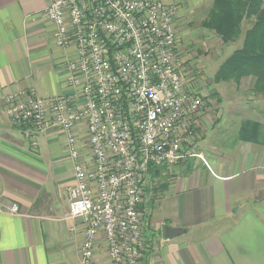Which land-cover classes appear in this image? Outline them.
I'll list each match as a JSON object with an SVG mask.
<instances>
[{
  "label": "crops",
  "instance_id": "0c3cea01",
  "mask_svg": "<svg viewBox=\"0 0 264 264\" xmlns=\"http://www.w3.org/2000/svg\"><path fill=\"white\" fill-rule=\"evenodd\" d=\"M47 5L0 0V264H83V225L68 215L75 177L65 133L49 128L33 149L25 127L3 111L8 94L78 92L63 67L72 51L55 45ZM239 83L244 90L249 83L250 93L240 90L237 109L229 103L228 112L223 106L214 116L206 107L202 135L184 146L206 163L182 157L170 167L149 168L143 264H264V93L252 92L250 78ZM84 130L83 122L76 126L78 134ZM242 130L250 136L242 137ZM165 226L183 232L167 239ZM88 264H110L101 233Z\"/></svg>",
  "mask_w": 264,
  "mask_h": 264
},
{
  "label": "built area",
  "instance_id": "2783aa9c",
  "mask_svg": "<svg viewBox=\"0 0 264 264\" xmlns=\"http://www.w3.org/2000/svg\"><path fill=\"white\" fill-rule=\"evenodd\" d=\"M44 13L55 45L72 51L63 67L78 92L8 94L3 111L25 127L33 149L49 128L65 133L75 177L68 215L83 225L82 263L101 233L110 264H139L149 168L182 157L204 161L184 152L205 102L197 77L185 76L175 7L164 0H48Z\"/></svg>",
  "mask_w": 264,
  "mask_h": 264
},
{
  "label": "rangeland",
  "instance_id": "374dc122",
  "mask_svg": "<svg viewBox=\"0 0 264 264\" xmlns=\"http://www.w3.org/2000/svg\"><path fill=\"white\" fill-rule=\"evenodd\" d=\"M164 1L172 7H175L174 27L181 45V51L183 53L182 56L184 55L188 58L185 59V66L187 67L185 76L189 77L190 75H193L197 77V83H199V86L201 85L200 91L205 98V107L203 106L201 111L204 112L205 108L209 107V111H211L214 116L220 115L223 106L226 109V112L229 111V103L237 109V97L240 90H242L241 94L247 95L250 93V84H246L248 88L244 90L241 88L239 82L235 83L234 81H229L214 83L212 76L219 63L235 47L239 46L240 40L238 39L234 42L230 41L225 43L212 31L200 26V21L204 18L208 8L210 7L211 0ZM245 27L246 26L243 28ZM200 116L201 114L197 118L198 126L193 134V140L195 141H197L203 133V126L199 119ZM84 139L86 140V138ZM204 162L206 163L205 159ZM162 180L164 181L165 179L163 178ZM160 193L161 191L157 190L155 200L159 198ZM156 201L153 202L154 205ZM11 211L14 212L12 209ZM149 217L150 215L148 218ZM139 264H143V260H141Z\"/></svg>",
  "mask_w": 264,
  "mask_h": 264
},
{
  "label": "trees",
  "instance_id": "16d2710c",
  "mask_svg": "<svg viewBox=\"0 0 264 264\" xmlns=\"http://www.w3.org/2000/svg\"><path fill=\"white\" fill-rule=\"evenodd\" d=\"M200 26L225 43L240 40L239 46L216 67L213 82L238 83L241 78H250L252 92L264 93V0H211ZM202 99L205 101L203 95ZM253 125V122L246 123L242 129ZM241 136L250 134L242 130ZM163 186L161 183L156 190L163 191ZM151 201H155L154 196Z\"/></svg>",
  "mask_w": 264,
  "mask_h": 264
},
{
  "label": "water",
  "instance_id": "95a60500",
  "mask_svg": "<svg viewBox=\"0 0 264 264\" xmlns=\"http://www.w3.org/2000/svg\"><path fill=\"white\" fill-rule=\"evenodd\" d=\"M183 231L181 229L171 227V226H165L163 231L164 238L170 239L175 237L177 234L182 233Z\"/></svg>",
  "mask_w": 264,
  "mask_h": 264
}]
</instances>
